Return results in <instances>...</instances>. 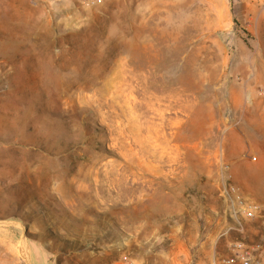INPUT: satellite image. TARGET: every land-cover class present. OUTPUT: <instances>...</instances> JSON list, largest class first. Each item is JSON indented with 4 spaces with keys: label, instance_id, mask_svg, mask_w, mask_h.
Returning <instances> with one entry per match:
<instances>
[{
    "label": "rangeland",
    "instance_id": "obj_1",
    "mask_svg": "<svg viewBox=\"0 0 264 264\" xmlns=\"http://www.w3.org/2000/svg\"><path fill=\"white\" fill-rule=\"evenodd\" d=\"M261 11L264 0H0V264L150 254L190 229L199 183L219 197L222 177L264 205L249 186L264 175L256 155L223 160L246 127L234 91L245 99L264 63ZM249 221L264 246V223Z\"/></svg>",
    "mask_w": 264,
    "mask_h": 264
},
{
    "label": "crops",
    "instance_id": "obj_2",
    "mask_svg": "<svg viewBox=\"0 0 264 264\" xmlns=\"http://www.w3.org/2000/svg\"><path fill=\"white\" fill-rule=\"evenodd\" d=\"M249 11L258 12L255 9ZM261 12L262 19L264 11ZM256 71L257 73L250 76L248 81L249 90L244 89L245 99L242 98L243 94L238 95L234 91L233 99L230 101L232 107L241 109L240 123L246 127L242 128L240 151L234 157L233 152L226 151L223 160L227 159L233 167L240 165L243 168L251 166L249 157L256 155L257 167L264 173V97H262L264 91L261 93L259 90L260 87H264V63H259ZM252 131H256L257 146L249 137ZM224 184L225 179L222 177L218 197L217 189L210 181L199 183V198L190 229L186 230L185 224L178 225L175 230L155 238L157 251H151L150 254L146 252L144 255L134 253L130 256L137 264H215L216 260L231 256L232 245L237 241L252 245L259 232L251 228L253 223L249 220L235 222L231 219L228 203L222 195ZM249 186L256 190V194L259 193L258 196L253 191L252 194H255L253 196L257 199L260 195L262 197L264 175L256 180V185ZM263 219L264 215L255 221L261 220V223H264Z\"/></svg>",
    "mask_w": 264,
    "mask_h": 264
},
{
    "label": "built area",
    "instance_id": "obj_3",
    "mask_svg": "<svg viewBox=\"0 0 264 264\" xmlns=\"http://www.w3.org/2000/svg\"><path fill=\"white\" fill-rule=\"evenodd\" d=\"M103 3L104 0H83V4L89 8L101 6ZM225 168L230 167L225 165ZM222 195L228 203L230 217L235 222L255 220L264 215V205L246 198L240 188L229 179H225ZM118 264L137 263L130 255L124 254ZM215 264H264V246H253L244 241H237L232 245L231 256L222 257L216 260Z\"/></svg>",
    "mask_w": 264,
    "mask_h": 264
},
{
    "label": "water",
    "instance_id": "obj_4",
    "mask_svg": "<svg viewBox=\"0 0 264 264\" xmlns=\"http://www.w3.org/2000/svg\"><path fill=\"white\" fill-rule=\"evenodd\" d=\"M29 264H32V261H31V259H29Z\"/></svg>",
    "mask_w": 264,
    "mask_h": 264
},
{
    "label": "bare ground",
    "instance_id": "obj_5",
    "mask_svg": "<svg viewBox=\"0 0 264 264\" xmlns=\"http://www.w3.org/2000/svg\"><path fill=\"white\" fill-rule=\"evenodd\" d=\"M133 147V146H132Z\"/></svg>",
    "mask_w": 264,
    "mask_h": 264
}]
</instances>
